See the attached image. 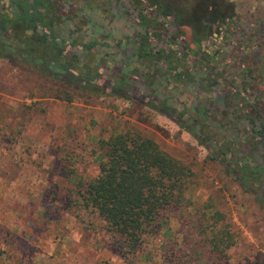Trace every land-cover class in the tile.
I'll return each mask as SVG.
<instances>
[{"label":"rangeland","instance_id":"rangeland-1","mask_svg":"<svg viewBox=\"0 0 264 264\" xmlns=\"http://www.w3.org/2000/svg\"><path fill=\"white\" fill-rule=\"evenodd\" d=\"M126 1L113 3L109 15L74 2V26L68 22L58 32L74 31L79 41L96 39L91 60L126 71L132 58H121L116 45L126 46L137 31L132 9L121 6ZM231 1L238 13L231 26L233 40H220L215 47L222 51L226 45V64L236 67L237 43L242 34L259 29L264 0ZM251 46L264 55V39ZM57 88L0 59V264H264V210L233 175L212 161L211 152L195 137L133 99L74 92L72 102H67L54 98ZM159 91L176 114L199 117L201 122L194 106L214 95L197 97L190 85L166 81ZM206 126L216 151L234 138ZM127 130L153 139L194 172L184 208L168 210L135 253L81 198L100 172L101 142L115 131ZM250 158L262 162L256 154ZM213 211L224 215L220 226L236 241L220 259L209 253L199 223L202 214Z\"/></svg>","mask_w":264,"mask_h":264},{"label":"trees","instance_id":"trees-1","mask_svg":"<svg viewBox=\"0 0 264 264\" xmlns=\"http://www.w3.org/2000/svg\"><path fill=\"white\" fill-rule=\"evenodd\" d=\"M77 1L107 15L113 3L121 2L0 0V59L54 82L55 99L72 102L74 92L115 96L165 115L208 149L212 161L233 175L264 210V55L251 46L264 39V18L257 22L259 29L240 36L238 64L233 67L226 64L228 47H215L220 40H233L231 26L238 13L231 0H127L121 6L132 9L137 31L126 46L116 45L121 58H132L125 71L91 60L96 39L79 41L74 31L59 34L68 22L74 26ZM164 81L190 85L197 97L214 93L194 106L203 122L191 115L185 119L169 107V98L159 91ZM207 123L234 137L226 140L223 150L213 149ZM101 148L100 172L81 198L135 253L168 210L184 208L194 172L134 131L113 132ZM253 154L262 162L254 163ZM206 215L199 217L204 240L209 253L220 259L236 241L220 226L222 213Z\"/></svg>","mask_w":264,"mask_h":264}]
</instances>
